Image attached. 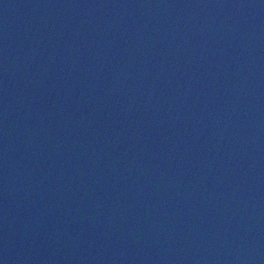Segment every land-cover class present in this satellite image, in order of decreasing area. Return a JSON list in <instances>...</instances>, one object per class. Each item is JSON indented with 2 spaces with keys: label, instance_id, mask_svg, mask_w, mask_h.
<instances>
[{
  "label": "water",
  "instance_id": "95a60500",
  "mask_svg": "<svg viewBox=\"0 0 264 264\" xmlns=\"http://www.w3.org/2000/svg\"><path fill=\"white\" fill-rule=\"evenodd\" d=\"M0 264H264V0H0Z\"/></svg>",
  "mask_w": 264,
  "mask_h": 264
}]
</instances>
